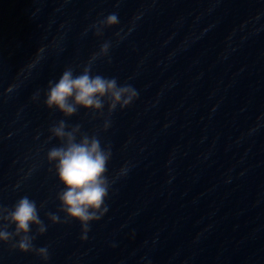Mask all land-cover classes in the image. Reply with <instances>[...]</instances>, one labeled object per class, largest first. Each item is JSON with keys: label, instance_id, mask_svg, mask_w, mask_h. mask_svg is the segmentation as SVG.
<instances>
[{"label": "water", "instance_id": "1", "mask_svg": "<svg viewBox=\"0 0 264 264\" xmlns=\"http://www.w3.org/2000/svg\"><path fill=\"white\" fill-rule=\"evenodd\" d=\"M84 32L57 0H0V202L11 206L25 195L38 206L46 202L40 217L49 227L34 241L49 246L46 264H264V181L183 124L112 59L97 60L94 74L115 76L139 96L117 108L99 135L112 146L109 178L125 163L129 171L112 185L109 210L90 223L87 240L79 221L47 219L63 188L46 160L59 144L49 141L48 129L65 117L46 107L44 92L66 66L99 51ZM67 123L91 134L103 120L80 109ZM0 264L45 261L0 245Z\"/></svg>", "mask_w": 264, "mask_h": 264}, {"label": "clouds", "instance_id": "2", "mask_svg": "<svg viewBox=\"0 0 264 264\" xmlns=\"http://www.w3.org/2000/svg\"><path fill=\"white\" fill-rule=\"evenodd\" d=\"M119 23L118 13L111 12L89 25L84 35L89 30H94V35L100 37L105 29ZM131 30L129 29V32ZM121 32L123 29L115 35L122 40L124 37ZM111 48L112 41H104L100 44L99 51L93 52L87 62L76 66L81 68L78 74L76 67L66 66L58 80L48 81L47 90L44 92L46 107L58 110L65 117L54 121L48 129L49 141L57 139L59 144L47 150L46 160L50 165L49 171L54 172L63 188L56 193L58 210L46 212L45 216L53 225L79 221L81 240L88 239L90 223L99 221L108 212L106 200L110 196L112 185L129 171V165L125 163L115 176L109 178L107 173L113 155L112 146L110 143L102 144L99 135L101 131L106 132L111 127V116L117 108L123 110L129 107L139 96L133 85L120 84L115 76L94 74L93 67L97 60L106 59L111 63ZM40 52H43V49H40ZM33 66L34 64L30 65ZM14 88L15 85H11L7 91L11 92ZM39 98L40 91H37L32 99L38 101ZM80 109L90 113L93 120H103L95 132L90 134L84 131L79 123H67V118L76 115ZM15 187L19 188L20 185ZM45 204L46 202H41L38 206L37 202L27 195L11 206L0 202V245H7L10 250L22 253H33L46 264L50 259L49 246L36 247L34 244L37 237L44 235L49 227L40 217V210ZM60 213L64 214L63 218ZM13 225L14 229L10 230Z\"/></svg>", "mask_w": 264, "mask_h": 264}]
</instances>
